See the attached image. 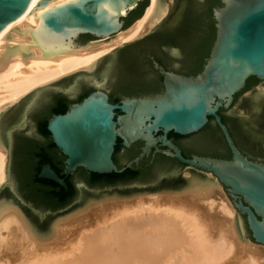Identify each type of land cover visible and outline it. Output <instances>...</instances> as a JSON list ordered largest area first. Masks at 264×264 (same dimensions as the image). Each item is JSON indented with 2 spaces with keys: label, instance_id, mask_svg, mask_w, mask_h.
Segmentation results:
<instances>
[{
  "label": "bare ground",
  "instance_id": "1",
  "mask_svg": "<svg viewBox=\"0 0 264 264\" xmlns=\"http://www.w3.org/2000/svg\"><path fill=\"white\" fill-rule=\"evenodd\" d=\"M41 1L33 0L0 32V189L8 162L3 130L32 92L83 70L94 74L106 68L115 48L161 26L174 2L151 0L144 15L110 41L48 51L34 37L43 16L80 0H48L43 8ZM244 96L235 114L245 128L264 133V88ZM218 183L206 174L174 193L104 201L88 195L78 210L44 225L3 197L0 264H264V246L245 239L237 211Z\"/></svg>",
  "mask_w": 264,
  "mask_h": 264
},
{
  "label": "water",
  "instance_id": "2",
  "mask_svg": "<svg viewBox=\"0 0 264 264\" xmlns=\"http://www.w3.org/2000/svg\"><path fill=\"white\" fill-rule=\"evenodd\" d=\"M32 1L0 0V32L19 19ZM141 2L80 0L69 3L45 14L34 37L48 51L84 47L91 40L114 37L132 26L139 18L128 27L125 19ZM221 3L213 11L216 38L200 73L181 76L154 62L155 69L163 75L162 93L125 97L112 103L108 93L96 89L82 102L69 105L65 114L52 115L47 130L64 157L65 177H60L49 164L43 165L38 177L68 188L67 178L80 169L90 174H122L145 158L154 159L162 154L217 179L234 209L245 219L252 242L264 246V161L252 159L240 150L220 115L221 109L234 112L235 96L244 90L250 78L264 82V0H221ZM48 4L44 0L39 6ZM103 4L119 14L109 13ZM124 7L126 13L122 14L120 10ZM89 75L98 82V75ZM32 97L6 127L5 143L9 150L12 133ZM210 117L223 134L231 159L198 155L188 158L169 137L170 133L182 137L194 135L206 127ZM118 139L125 149L143 143L139 155L121 167L114 160ZM12 187L8 185L7 196L38 218ZM80 190L86 189L81 186Z\"/></svg>",
  "mask_w": 264,
  "mask_h": 264
},
{
  "label": "trees",
  "instance_id": "3",
  "mask_svg": "<svg viewBox=\"0 0 264 264\" xmlns=\"http://www.w3.org/2000/svg\"><path fill=\"white\" fill-rule=\"evenodd\" d=\"M147 5L148 2H141L139 7L125 19V26L128 27L136 19H140ZM221 5V0H206L204 4H199L196 0H190L188 12L186 13L187 15L175 33H155L122 50L117 69L120 78L118 80L116 90L119 94L117 96L111 95V102L118 103L122 96L135 93L133 90L124 88L122 84V75H132V73H139L143 70L146 63L140 61V58L147 57L148 54L159 58L161 49L171 43L181 45L182 47L184 46L189 54L187 56L193 57L196 52H198H195V48L190 45L193 37L188 35L187 29L190 24L195 25L198 23L194 16L195 11L199 8L207 10L204 16L205 19L203 20V24L205 27L209 28V35L207 43H205L202 47V55L204 57L207 56L215 38L212 10L220 7ZM202 64L205 63H200L195 69H192V72L195 73L200 71L203 67ZM258 82L259 80L252 77L248 80V87L254 86ZM94 90L95 89L93 88L82 87V91L75 99H69L68 97L54 93H44L41 95L36 104L33 106L30 114L33 121L37 123L40 134L50 138V134L47 130V123L50 117L54 114H65L69 109V105L72 103L82 102L83 99L89 96ZM220 115L240 149L244 151L245 154L251 155L254 159H264V149L262 144L243 129L239 120L229 115L228 111L225 109H221ZM213 120L214 119L210 117V122L206 125V127H204L200 134H204L205 138L210 140L214 146L205 149V151L203 150L200 155L220 159H231V152L219 127L217 125H211ZM169 137L178 145L180 144L177 140L185 138L174 133H170ZM14 139L15 147L13 173L21 187H23V190L25 189L26 191L25 196L27 201H31L39 208L45 207L46 209L53 211L62 209L70 204L78 194V189L74 182V177L77 172L67 178L66 182L68 188H63L53 181L40 179L38 177L43 165L45 164L51 165L60 177H65L63 173L64 169L57 165L56 159H58L59 156L53 152V150L57 151V149L51 139L50 144L47 146L43 145L38 140L28 138L23 133L19 132L14 134ZM121 142V139H118V145L116 146L114 154V160L120 167L124 164H120L118 157L123 150H126L124 156L127 163L139 155L141 147L143 146L142 142H138L131 148L125 149L121 145ZM180 147H182V145H180ZM182 149L186 157H192L193 151H186L183 147ZM61 157L64 158L63 156ZM60 163L62 162L60 161ZM170 164H176L184 167V165L180 164L176 159L159 154L154 159L152 157L145 158L139 165H135L134 168L128 169L122 174L113 173L109 175H99L90 174L85 170H81L82 174L91 185H113L118 182H127L138 179H144L146 181L151 179L153 180L162 169L168 167Z\"/></svg>",
  "mask_w": 264,
  "mask_h": 264
},
{
  "label": "rangeland",
  "instance_id": "4",
  "mask_svg": "<svg viewBox=\"0 0 264 264\" xmlns=\"http://www.w3.org/2000/svg\"><path fill=\"white\" fill-rule=\"evenodd\" d=\"M172 8L169 11V13L166 15L165 21L161 26H158L157 28L152 29L149 31L148 34L153 35L155 33H173L176 28L179 26V21H180V16L182 14L183 8L186 6H182L183 0H173ZM186 1V0H185ZM190 1V0H188ZM202 1V0H200ZM143 2H148L149 0H142ZM151 2V0H150ZM185 3V2H184ZM186 4V3H185ZM188 7V5H187ZM147 9V8H146ZM178 10V11H177ZM146 11V10H145ZM144 15V14H143ZM136 22V21H135ZM134 22V23H135ZM133 23V24H134ZM131 27V26H130ZM145 34V35H146ZM144 36V35H143ZM141 36V37H143ZM115 37V36H114ZM114 37L110 38H104V39H95L89 41L88 44L93 43V42H99L102 40L110 41ZM138 37L137 39L141 38ZM137 39L133 40L134 42H127L125 46L117 47L113 50L111 53V61L108 62V66L102 70H100L97 73H94V75H98L97 77L99 78L98 82L94 81L89 73L87 71H80L76 74H73L71 76H67L65 78H62L52 84H47L42 87H38L35 91H33L32 95L33 97L31 100L28 102L26 105L23 114H22V120H20L16 124L15 131L12 133V148L7 149L8 150V162H7V179L4 181L3 185L1 186L0 189V200L5 197L7 200L14 201L11 199V197H8L6 194V189L9 184H12V188L14 189L15 193L21 198L23 202L27 204L32 210H34L38 218L34 217L35 222H39L40 225H44L48 222L49 219L54 218V216H58L61 214H71L74 210H78L84 203H86V196L91 195L93 198L91 200H96V201H104L108 200L107 198L111 199L114 198V196H118L120 198H132L134 196H139V195H145L148 194V196L153 195V194H167V193H174L175 191H181L183 189H186L188 186H190L193 182H196L199 178L206 177L205 173H201L198 171L191 170L186 167H182L176 164H170L168 167L162 169L159 174L155 177V179L151 180H144V179H138V180H133V181H127V182H118L113 185H105V184H96V185H91L87 179L84 177L82 174V170H78L77 173L75 174L74 177V182L75 185L77 186L78 189V194L75 197V199L68 204L66 207L53 211L46 209L45 207L39 208L37 207L34 203L31 201H27L26 196H25V189L23 190V187H21L20 183L16 179L14 173H13V162H14V147H15V139H14V134L16 132L23 133L26 137L36 139L39 142H41L43 145H49L50 144V138L45 137L40 134L38 125L33 119L30 117L31 110L33 106L36 104L38 101L39 97L43 95L44 93H54V94H60L65 97H68L69 99H75L80 92L82 91V87H87V88H93V89H101L108 93L110 96L115 95L117 96L119 93L116 90L117 83L119 80V74H118V65H119V59H120V54L122 50L126 49L130 45H134L135 43L141 41H137ZM166 48L171 49L172 53L174 54H179V45L178 44H169L166 46ZM106 64V65H107ZM115 69L114 73H112V69ZM112 71V72H111ZM91 74V73H90ZM122 76H125L122 75ZM123 78V77H122ZM258 88H264V82L260 83L258 85ZM254 89V90H256ZM252 90V91H254ZM250 91V92H252ZM249 93V92H248ZM247 94V93H246ZM245 94V95H246ZM245 96H239L238 101L236 105L234 106V110H238L239 106L242 105L243 98ZM229 115L237 118L239 122L242 123V118L234 112L229 111ZM13 119V118H12ZM11 119V120H12ZM10 122V121H9ZM7 121V124L9 123ZM240 123V124H241ZM212 126H215L214 122L211 123ZM8 126V125H7ZM255 130V129H254ZM6 129L3 130V133H5ZM248 131V130H247ZM257 130L250 132V134L262 144V147L264 149V133H258ZM180 145L184 147L186 151H190V147L188 146L190 143H195L197 142L199 147L201 148H211L214 146V144L205 138L204 134L201 135L200 133L196 135H191L185 138H180L177 140ZM190 144V145H191ZM125 150H123L118 157V160L120 164H125L126 163V158H125ZM55 154L59 156L58 159H56L57 165L64 169V158L61 157L60 153L58 151L53 150ZM260 161H264L262 158H258ZM60 161L62 163H60ZM191 174V175H190ZM176 177V178H175ZM195 177V178H194ZM164 178L165 181L162 183V180ZM189 180V181H188ZM217 180V179H216ZM193 181V182H192ZM190 185H187L188 183ZM218 182V181H217ZM219 184V183H218ZM220 185V184H219ZM84 186L86 190L82 192L80 190V187ZM48 189V188H47ZM223 192L225 193L224 189L222 188ZM227 197V196H226ZM228 198V197H227ZM17 205V203H14ZM43 205V204H39ZM19 206V205H17ZM20 207V206H19ZM21 208V207H20ZM23 212L27 216H32L29 212L25 211L22 208ZM51 214V215H49ZM238 214V213H237ZM238 217L241 221V224L243 226V232H244V237L247 240H250L252 242L251 238V233L249 232L245 219L241 218V216L238 214ZM37 222V223H38ZM38 223V224H39ZM41 231V230H40Z\"/></svg>",
  "mask_w": 264,
  "mask_h": 264
},
{
  "label": "flooded vegetation",
  "instance_id": "5",
  "mask_svg": "<svg viewBox=\"0 0 264 264\" xmlns=\"http://www.w3.org/2000/svg\"><path fill=\"white\" fill-rule=\"evenodd\" d=\"M196 1L199 4H204V2L206 0H202V1L196 0ZM185 3H184V6L185 5L186 6L182 10V14L180 16V21H179V26H181L183 20L185 19V16L187 15L186 13L188 12L187 5L189 6V1L186 0ZM214 9L212 10V20H213V26L215 29L214 34H215V38H216L215 20H214V16H213ZM206 12H207V10H205V9H202V8L197 9L195 11L194 18L196 21H198V23H196L195 25L190 24L188 29H187L188 35H191L193 37V40L190 42V45H192V47L195 48V52L196 51H198V52H196V54L193 57L187 56L189 54H188V51L186 50V48L184 46L182 47L181 45H179V54L176 55V54L172 53L171 49L166 48V46H165L161 49V54H160L159 58H156L155 56H153L151 54H148L147 57L140 58L139 59L140 61L146 63L145 68L143 70H141L139 73H134V74L132 73V75L123 76V80H122V84H123L124 88L133 90V91H135V93H133L131 95H124V96H122L121 99H123L125 97L152 96V95L160 94L164 91L163 75L161 74L160 71L155 69L154 62H157L160 66H162L168 72H172V73H175V74H178L181 76H186V77L196 76L198 73H200L203 70V67L205 64H202L203 67L200 71L195 72V73L192 72V69H195L200 63H206V60L210 54V52H209V54L205 57L202 55V47L204 46L205 43H207V38L209 35V28L205 27V25L203 24V20L205 19L204 16H205ZM179 26H178V28H179ZM178 28H176L175 31ZM175 31H173V33H175ZM215 38L212 42L211 48L214 44ZM210 51H211V49H210ZM124 66H125V64H124ZM112 71L111 72L114 73L115 69L113 68ZM260 83H262V82L259 81L256 85L248 87V81H247V84H246L244 90L235 96V105H236V103L238 101V97L240 95L243 97L246 93L256 89ZM109 97H110V101H111V96L109 95ZM241 126L243 127V129L246 132H248V131L252 132V130L255 131L254 128H249V129L245 128L242 123H241ZM200 132H198V133H200ZM250 132H248V133H250ZM198 133H196V134H198ZM196 134H194V135H196ZM190 144L188 146L190 147V150L193 151L192 156H194V155L202 156V155H200V153L203 150L205 151V149H207L204 147L203 148L199 147L197 142L192 143L191 145ZM179 147H180V145H179ZM182 147H180V148L182 149ZM182 151H183V149H182ZM242 152L245 154L244 151H242ZM245 155H247V154H245ZM247 156L254 159L251 155H247ZM255 160H259V159H255Z\"/></svg>",
  "mask_w": 264,
  "mask_h": 264
},
{
  "label": "snow or ice",
  "instance_id": "6",
  "mask_svg": "<svg viewBox=\"0 0 264 264\" xmlns=\"http://www.w3.org/2000/svg\"><path fill=\"white\" fill-rule=\"evenodd\" d=\"M61 7H63V5Z\"/></svg>",
  "mask_w": 264,
  "mask_h": 264
}]
</instances>
